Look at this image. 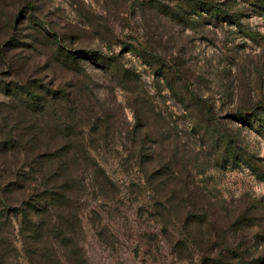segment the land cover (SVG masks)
<instances>
[{
  "label": "rangeland",
  "instance_id": "374dc122",
  "mask_svg": "<svg viewBox=\"0 0 264 264\" xmlns=\"http://www.w3.org/2000/svg\"><path fill=\"white\" fill-rule=\"evenodd\" d=\"M204 2L226 13L207 14ZM37 21L72 52L118 55L110 71L120 73L90 59L59 64V46ZM17 88L44 112L55 94L79 88L92 96L103 133L114 132L107 142L100 133V150L92 151L110 182L102 180L105 193L88 180L80 185L79 225L52 213L63 234L68 222L73 227L72 239H50L43 252L41 244L29 250L10 212L0 264L264 257V0H0L1 208L29 200L19 190L28 153L17 147L32 144L37 154L57 143L41 136L54 124L33 115ZM239 112L245 121L233 119ZM79 119L65 124L81 126L89 144L95 119Z\"/></svg>",
  "mask_w": 264,
  "mask_h": 264
},
{
  "label": "trees",
  "instance_id": "16d2710c",
  "mask_svg": "<svg viewBox=\"0 0 264 264\" xmlns=\"http://www.w3.org/2000/svg\"><path fill=\"white\" fill-rule=\"evenodd\" d=\"M201 3V2H200ZM218 6H213L209 3H203L202 9L207 14L210 12H223L216 8ZM226 13V12H223ZM201 15V14H200ZM42 31H45L48 36L54 39V44L59 46L55 52V57L57 62L63 66L70 65V63H76L80 59L86 60L90 59L92 62L99 63L105 70L110 71L112 67H117L116 63L119 61V56H107L101 52L97 51H81L72 52L66 48H63L60 44L59 36L53 33L49 28V23L46 21L33 22ZM55 46V47H56ZM139 53L135 48L131 46L126 47V52ZM82 55V56H79ZM141 55V54H140ZM141 58H148L142 55ZM120 73L119 68H116L113 72L109 73ZM18 90V91H17ZM15 91L19 92L20 95L27 97L26 104H32L33 115L47 117L49 119L48 123L54 125H47L46 128H42L43 133L41 136L53 137L57 140V143L46 144L45 146H40V153H34L32 151V144L26 143L22 147H17V153L20 151H25L27 155V164L24 166L25 176H21L24 185L19 188L23 191L25 195L29 197L26 204L10 208V202H4L3 208L0 207V219H5V222L0 224V233L2 230H7L10 227V212H15V218L20 220L21 223V236L24 239V243L30 245L29 250H33V246L41 244L43 249H48V244L50 239H62V241L68 242L71 238L72 226L68 222V233L69 235L63 234L62 227H53L52 213H56V217L65 223L66 218L70 219L71 222L80 224L79 220V207L76 203V197H78V192L81 191L80 185L85 184L86 181L95 183L103 193L104 190V180L105 183H109V177L105 169L96 161L93 156L92 151L100 150V138L103 133L104 126L99 117H96V104L92 100V96L87 95L85 91L80 92L79 88H74L70 94L66 92H61L58 97L54 96L53 100L49 102L48 111L44 112V108L47 106H42L40 103H33L36 101V96L30 93L26 88H17ZM28 94V95H27ZM80 95V98H78ZM71 97H74L71 101ZM59 101H64L67 108H63V104ZM45 101V98L39 100V102ZM69 101V102H68ZM48 103V102H46ZM264 109V108H263ZM246 112H239L233 116L236 121H245ZM88 116L92 119L94 124H92L90 142L85 144V137L80 133L79 125H69L65 123L71 121L76 123L80 121L79 118L83 116ZM91 115V116H90ZM44 118V117H42ZM48 121V120H47ZM89 123H92L89 121ZM107 133H103L106 137L101 140L107 142L114 132L106 130ZM136 134H134L135 136ZM115 137V134H114ZM36 139V136H35ZM144 145V143H142ZM141 144V145H142ZM10 145H6L9 148ZM108 146H110L108 144ZM142 148V147H140ZM10 149H16V147H11ZM8 149V150H10ZM43 150L45 152L41 153ZM36 152V151H35ZM21 153V152H20ZM142 155V154H141ZM29 162V163H28ZM24 171V170H23ZM87 175V177H84ZM81 177L79 183L76 181V177ZM104 177V178H103ZM105 193V192H104ZM77 194V195H76ZM62 229V230H61ZM46 237V238H44ZM32 245V246H31ZM49 253H46V255ZM236 255V253H234ZM208 264H233L228 260L223 258H209ZM241 264H264V257L259 258L254 261L242 260Z\"/></svg>",
  "mask_w": 264,
  "mask_h": 264
}]
</instances>
